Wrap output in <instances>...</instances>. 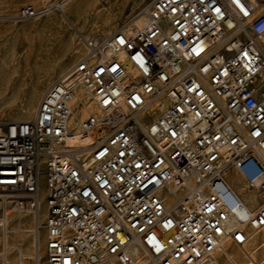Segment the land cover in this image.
Returning <instances> with one entry per match:
<instances>
[{
  "label": "built area",
  "instance_id": "obj_1",
  "mask_svg": "<svg viewBox=\"0 0 264 264\" xmlns=\"http://www.w3.org/2000/svg\"><path fill=\"white\" fill-rule=\"evenodd\" d=\"M144 15L88 41L33 119L0 122V200L31 212L44 184L45 264H214L264 229L228 179L264 199V0Z\"/></svg>",
  "mask_w": 264,
  "mask_h": 264
},
{
  "label": "rangeland",
  "instance_id": "obj_2",
  "mask_svg": "<svg viewBox=\"0 0 264 264\" xmlns=\"http://www.w3.org/2000/svg\"><path fill=\"white\" fill-rule=\"evenodd\" d=\"M154 1L100 0L94 8L87 10L86 6H83L79 12L75 6L72 7V1L69 0H0V70L6 71L5 84L9 87L4 100L6 102L0 100L3 103L0 102V122L25 120L29 95L36 87L50 79V85L47 84L43 89L42 100L51 85L58 80L60 67L65 64L71 67L86 54L88 41L97 40L103 43L123 25L134 21ZM27 6L38 10L46 8L49 12L43 16L24 18L21 11ZM104 31H107V37L103 35ZM44 57L51 60L40 65ZM8 97L10 101L6 100ZM228 179L237 189H241V194L250 196L247 187L236 174L230 173ZM41 187L45 199L44 184ZM44 199L40 208L31 212L22 211L16 203V198L0 200V219L5 213L9 214V218H13L7 235L16 245L13 249L15 254L18 249L23 248L24 264H45ZM263 200V197L258 196L256 202L251 201L248 205L256 208ZM34 216H37V220L35 225L33 224L34 231H31L30 224L32 225ZM17 229L21 231L16 232ZM2 233L0 230L1 253L4 236ZM15 238L19 241H15Z\"/></svg>",
  "mask_w": 264,
  "mask_h": 264
},
{
  "label": "bare ground",
  "instance_id": "obj_3",
  "mask_svg": "<svg viewBox=\"0 0 264 264\" xmlns=\"http://www.w3.org/2000/svg\"><path fill=\"white\" fill-rule=\"evenodd\" d=\"M72 1V7L75 6L77 8V10L80 12V10L82 9L83 6H86V9H90V8H94L96 6V4L98 2H100V0H69ZM150 7V6H149ZM145 8L138 16L137 18L134 20V27H141L144 20H145V11L149 8ZM94 10V9H93ZM87 13V12H86ZM96 13V12H95ZM106 14V13H105ZM59 21V20H58ZM24 27V26H23ZM106 30V29H105ZM108 30V29H107ZM111 31V30H110ZM102 32V30H101ZM19 33V32H18ZM103 35H105V37H107L108 33L107 31L103 32ZM112 35V34H111ZM110 36V34H109ZM108 36V37H109ZM17 39V38H16ZM22 49V48H21ZM73 49V48H72ZM53 54V53H52ZM54 55V54H53ZM10 57V56H9ZM51 60V58L48 57H44L43 60L40 61V65H44L46 61ZM35 62V61H34ZM74 62V61H73ZM35 64V63H34ZM39 64V62H37V65ZM11 65V63H10ZM55 66V65H54ZM53 67V66H52ZM45 68V67H44ZM48 68V66L46 67ZM71 67H68L67 64L62 65L60 67V69L58 70V80L64 78L65 76H67V74L69 73V71L71 70ZM2 69V68H1ZM8 70V69H7ZM56 70V69H55ZM54 72V71H53ZM56 72V71H55ZM34 74V73H33ZM43 74V73H42ZM6 71L3 70L1 72L0 70V100H5L6 98V91L7 88H9L5 83H6ZM50 76V75H49ZM37 77V76H36ZM35 77V78H36ZM41 80V79H39ZM55 80V79H54ZM37 81V80H36ZM35 82V81H34ZM50 79H47L46 81H44V83L42 85H40L39 87H36V89H34L30 95H29V100H28V108L25 111V116L24 119L25 120H30L33 119L36 115L38 106L41 102V96L43 93V89H45L44 87L49 84ZM53 82V81H52ZM51 83V82H50ZM35 85V84H34ZM50 85V84H49ZM33 88V87H32ZM47 89V88H46ZM8 94V93H7ZM15 96V95H14ZM16 97V96H15ZM14 98V97H13ZM28 98V97H27ZM12 99V98H11ZM16 99V98H14ZM13 99V100H14ZM19 99V98H18ZM9 100V97L8 99ZM8 101V102H9ZM15 101V100H14ZM13 101V102H14ZM1 102V101H0ZM6 102V101H4ZM2 103V102H1ZM10 103V102H9ZM12 103V100H11ZM3 104V103H2ZM6 104V103H5ZM8 104V103H7ZM25 107V106H24ZM26 108V107H25ZM164 108V107H163ZM86 116V112L83 113L82 117L84 118ZM89 139H74L68 142V145L71 146H75L76 144L80 143V142H88ZM237 178L239 180H242L237 174H236ZM243 181V180H242ZM244 183V182H243ZM244 186L246 187V184L244 183ZM234 188L241 194V189H237L235 186ZM248 194L250 196H247L246 194H241L242 195V199L246 204H249V202L251 201H257V197L258 195L252 191V190H248ZM44 199V192L42 190H40V201H39V205L38 208H40V206L42 205V200ZM249 208H253L252 206H249ZM38 210V209H37ZM42 211V210H41ZM7 212V211H6ZM33 213V212H32ZM13 214V213H12ZM28 214V213H27ZM42 215V214H41ZM45 215V214H44ZM9 214L5 213L3 215V217L0 219V230L3 231L4 236H3V251L0 254V264H24V252H23V248L22 249H18V251L16 252V254L13 252V249L16 247V245L13 243V241H11L8 238V229H9V225L11 223V221L13 220V218H9L8 217ZM31 220V219H29ZM35 220H37V216L33 217V222L32 225L30 224V226L32 227L31 231H34L33 229V224L35 225ZM32 221V220H31ZM22 223V221H21ZM31 223V222H30ZM38 223V221H37ZM18 225V224H17ZM21 225V224H20ZM26 225V224H25ZM19 226V225H18ZM35 227V226H34ZM22 229V228H21ZM20 230V229H19ZM18 229L16 230V232L19 231ZM21 231V230H20ZM2 233V234H3ZM20 238V236H18ZM15 241H19L17 238H15ZM14 241V242H15ZM34 242V241H33ZM21 244V243H20ZM34 244V243H33ZM35 245V244H34ZM17 249V248H16ZM16 251V250H15ZM35 251V250H34ZM30 253V252H29ZM28 253V255H29ZM34 253V252H33ZM31 254V253H30ZM37 254V253H36ZM27 256V255H26ZM36 256V255H35ZM29 258V257H28ZM31 259V258H30ZM33 262V261H32ZM214 264H264V229L258 233H256L252 240L246 244V246L244 247V249L242 250H237L231 243H227L224 247V251L221 253H218Z\"/></svg>",
  "mask_w": 264,
  "mask_h": 264
}]
</instances>
